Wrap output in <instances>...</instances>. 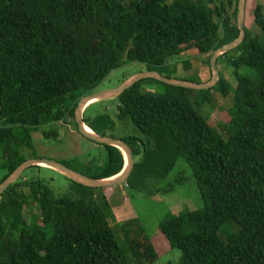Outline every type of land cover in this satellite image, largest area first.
Listing matches in <instances>:
<instances>
[{
  "label": "trees",
  "instance_id": "trees-1",
  "mask_svg": "<svg viewBox=\"0 0 264 264\" xmlns=\"http://www.w3.org/2000/svg\"><path fill=\"white\" fill-rule=\"evenodd\" d=\"M226 3L0 0V148L4 159L0 166L5 170L0 182L28 159L25 152L33 147L32 131L67 119L77 130L74 109L79 98L94 92L125 61L145 63L153 70L190 46L208 55L209 80L212 52L239 33L237 0ZM262 9L256 3L252 10L256 31L244 26V40L216 62L218 71L221 63L230 69L235 82L232 87L219 71L218 82L209 88L223 95L233 90L234 112L224 134L187 102L186 92L192 89L155 78L146 79L164 84L167 92L145 90L144 79L136 82L115 97V119L105 110L85 116L88 108L102 100L83 111L90 129L122 139L137 158L125 181L128 189L165 193L172 185L149 190L150 183L166 179L179 158L189 165L202 209L158 224L162 246L181 251L178 264H264ZM241 66L253 68L255 77L240 74ZM79 89L81 93L76 92ZM117 125L123 130L130 127V134H108ZM46 129V136H57L53 127ZM103 146L107 159L102 166L76 168L70 161L62 163L91 178L113 176L121 171L124 157L117 147ZM24 171L0 193V264H130L107 220V214H112L111 187H89L66 177L67 191L55 195L47 180ZM32 205L37 207L35 224L24 215ZM185 221L194 223L196 230L183 234ZM227 223L234 228L222 242L219 233ZM119 225L129 235L131 264H151L160 248L155 245L154 250L138 218L121 220Z\"/></svg>",
  "mask_w": 264,
  "mask_h": 264
},
{
  "label": "rangeland",
  "instance_id": "rangeland-1",
  "mask_svg": "<svg viewBox=\"0 0 264 264\" xmlns=\"http://www.w3.org/2000/svg\"><path fill=\"white\" fill-rule=\"evenodd\" d=\"M226 1L227 0H214V4L220 5L224 2L225 6H227ZM256 3L262 4V11L264 14V0H247L245 5L244 26L250 31H256V28L253 25L252 15V10ZM232 5L233 6L229 9L230 14L234 11V3H232ZM207 59V54H200L195 48L188 46L177 56L168 58L164 65L153 67V70L165 77L201 83L207 81L208 78V66L206 64ZM146 71H148V66L145 63L125 61L121 66L111 70L97 85L95 91L114 88L128 77ZM219 71L228 79L231 86L234 87L235 82L229 73L230 69L226 68L224 63L219 65ZM239 73L255 77V71L251 67L241 66L239 68ZM142 88L155 93H165L168 89L164 84L151 79H144ZM76 92L81 93L82 89H79ZM232 93L233 90H231L230 93L223 95L215 89H192L191 91L186 92L185 97L187 102L203 117H206L219 133L224 134L225 125H229L228 121L234 112ZM69 104L70 101L68 100L67 105L69 106ZM117 105L118 100L115 97L102 100L101 102L88 108L85 112V116L91 117L105 110L112 118L115 119L118 112ZM130 131V127L127 130H123L117 125L112 133L108 132V134L122 137L130 134ZM34 146L31 150H27L25 154L28 156H36L43 151H50L49 149L38 150L36 149V146L35 148ZM88 152L90 156L94 157V162H101L104 159L106 160V153L104 152V146L102 144L98 148H91ZM3 161L2 148H0V165ZM70 163L76 168L83 167L81 163L78 162L77 164L73 162V160H71ZM4 174L5 170L0 166V179ZM24 174L36 175L47 180L48 185L55 195H61L67 191L69 182L61 173L52 172V170L49 169L27 168L24 171ZM176 180H181V182L179 183ZM167 186L171 187L170 191H166L165 193L155 192L154 194H148L146 193V190H130L126 188L123 194L124 198L121 196L124 199L123 205L128 203L134 210L136 216L133 217L138 218L142 226L143 233L153 243L154 250L156 249L155 245H159L160 249L156 252V258L151 264H178L181 261V251L179 249L164 247L160 243L161 240L157 239L159 237L158 235H161L158 229L159 222L163 219L177 216L187 211L200 210L203 206L197 186L191 174V169L183 158L178 159L166 179L163 181L151 182L149 190H159ZM36 213L37 207L35 205L27 208L24 215L28 223H38L37 216L35 215ZM31 214H33V216ZM107 220L120 247L123 249L126 257L128 258V262L131 264L133 259L128 245L129 235H126L121 230L119 225L121 220H117L113 214H107ZM229 225L230 224L228 223L224 225L219 233L222 242L226 241L225 235L231 232L232 228H234L233 225L231 228ZM195 230L196 226L194 223L189 221L184 222L182 229L183 234H188ZM46 232L47 234H50L51 228H48Z\"/></svg>",
  "mask_w": 264,
  "mask_h": 264
},
{
  "label": "water",
  "instance_id": "water-1",
  "mask_svg": "<svg viewBox=\"0 0 264 264\" xmlns=\"http://www.w3.org/2000/svg\"><path fill=\"white\" fill-rule=\"evenodd\" d=\"M246 1L247 0H237L236 21L239 30L238 36L229 43L216 48L210 56L211 77L209 80L197 83L187 80L165 77L160 75V73H158L157 71L148 70L146 72H141L128 77L114 88L97 90L79 98L74 109V120L77 125L78 133L95 143L102 145H112L121 150L124 157V165L119 173L107 178H91L54 159L29 158L20 163L3 181L0 182V193L11 183H13L25 169L32 165H42L50 167L56 170L58 173H61L65 177L69 178L70 180L89 187H108L126 181L134 166V158L130 146L122 139L100 135L90 129L83 120L84 109L92 102L117 97L124 90L128 89L136 82L146 78H155L165 84L188 89L204 90L214 87L219 78V71L216 66L218 57L221 54L237 47L245 38L244 19ZM86 126L89 128V130L86 129Z\"/></svg>",
  "mask_w": 264,
  "mask_h": 264
},
{
  "label": "crops",
  "instance_id": "crops-1",
  "mask_svg": "<svg viewBox=\"0 0 264 264\" xmlns=\"http://www.w3.org/2000/svg\"><path fill=\"white\" fill-rule=\"evenodd\" d=\"M47 127H53L56 130L57 136L55 138L46 136L45 131L47 130ZM47 127H40L32 131L31 138L32 144L33 146H36V149H49L50 151H43L36 156H29L28 159L50 158L59 162H67L77 159L83 166L87 164L102 166L106 162L105 159L101 162H94V157L89 155L88 150L93 147L98 148L101 145L80 135L72 126L70 119H67V121H58ZM104 152L107 153L105 148ZM105 157L107 159V154ZM136 159L137 158L134 160ZM40 169H49L52 170V172H57L50 167L42 165L40 166ZM108 187H111L108 191V201L115 218L117 220H124L125 218L127 219L136 216L134 210L128 203L123 205V194L124 190L127 188L126 182L124 181ZM121 196H123V198Z\"/></svg>",
  "mask_w": 264,
  "mask_h": 264
},
{
  "label": "bare ground",
  "instance_id": "bare-ground-1",
  "mask_svg": "<svg viewBox=\"0 0 264 264\" xmlns=\"http://www.w3.org/2000/svg\"><path fill=\"white\" fill-rule=\"evenodd\" d=\"M86 129H88L89 130V128L86 126Z\"/></svg>",
  "mask_w": 264,
  "mask_h": 264
}]
</instances>
